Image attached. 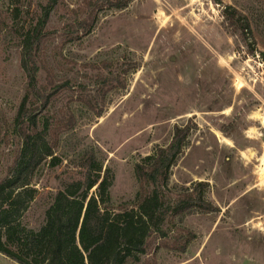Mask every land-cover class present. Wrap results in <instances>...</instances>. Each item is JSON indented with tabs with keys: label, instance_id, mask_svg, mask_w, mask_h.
<instances>
[{
	"label": "rangeland",
	"instance_id": "374dc122",
	"mask_svg": "<svg viewBox=\"0 0 264 264\" xmlns=\"http://www.w3.org/2000/svg\"><path fill=\"white\" fill-rule=\"evenodd\" d=\"M47 1L20 0L14 19L11 4L0 0V121H11L26 82L18 29ZM88 2L58 0L50 15L40 61L69 88L42 116L62 162L54 168L43 162L35 171L38 195L22 225L42 226L48 192L62 188L73 162L90 149L101 152L114 175L109 205L136 206L135 164L167 146L175 126L189 124L169 188L175 196L206 182V200L217 212L175 221L140 264H264V0H131L123 10L97 11L89 34L66 41L63 24L90 17ZM226 9L243 16L245 33L228 23ZM125 57L139 65L125 77L126 87L114 79L102 87L97 77L118 76ZM41 80L48 82L45 72ZM90 102L103 109L101 117ZM10 142L0 137V179L12 160ZM179 228L196 236L184 253L170 248ZM0 264L16 263L0 254Z\"/></svg>",
	"mask_w": 264,
	"mask_h": 264
},
{
	"label": "trees",
	"instance_id": "16d2710c",
	"mask_svg": "<svg viewBox=\"0 0 264 264\" xmlns=\"http://www.w3.org/2000/svg\"><path fill=\"white\" fill-rule=\"evenodd\" d=\"M14 19L21 15L20 0H6ZM131 0H89L90 17L66 21L63 38L75 42L90 33V19L98 21L97 11L123 10ZM58 0L40 4L29 22L18 29L21 48L20 67L26 82L22 97L11 121H0V137L13 143L12 160L6 175L0 179V254L16 264H140L148 255L155 238L166 240L175 221L194 212L215 213L217 207L206 200L209 184L198 182L190 188L171 194V170L184 153L193 129L189 124L175 126L170 143L157 147L152 155L135 164L139 182L136 206L123 204L113 208L110 188L114 175L104 168L101 152L90 149L81 152L72 170L62 181V188L48 192V202L42 226L29 230L21 219L38 195L32 181L34 173L47 163L54 168L61 164L48 139L49 121L42 116L52 100L69 88V83L55 82L51 69L41 64L50 15ZM225 19L242 33L248 25H240L243 16L233 10L224 12ZM264 57V52L262 53ZM133 60L122 58L118 76L99 75L102 87L114 79L120 88L126 87L125 77L138 69ZM111 64L106 65L110 69ZM42 72L48 82L41 80ZM97 117L103 109H95ZM73 125L74 117L68 120ZM43 128L40 130L39 126ZM195 234L180 229L170 238V248L186 252Z\"/></svg>",
	"mask_w": 264,
	"mask_h": 264
},
{
	"label": "bare ground",
	"instance_id": "6f19581e",
	"mask_svg": "<svg viewBox=\"0 0 264 264\" xmlns=\"http://www.w3.org/2000/svg\"><path fill=\"white\" fill-rule=\"evenodd\" d=\"M164 20H168V18H166V19H164ZM168 21H169V20H168ZM168 21H167V22H168ZM263 165H264V158H263ZM263 176H264V174H263Z\"/></svg>",
	"mask_w": 264,
	"mask_h": 264
}]
</instances>
